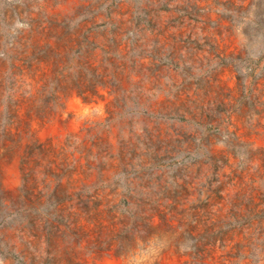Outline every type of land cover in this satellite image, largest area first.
I'll return each instance as SVG.
<instances>
[{
	"label": "rangeland",
	"instance_id": "1",
	"mask_svg": "<svg viewBox=\"0 0 264 264\" xmlns=\"http://www.w3.org/2000/svg\"><path fill=\"white\" fill-rule=\"evenodd\" d=\"M250 1L0 0V264H264Z\"/></svg>",
	"mask_w": 264,
	"mask_h": 264
},
{
	"label": "trees",
	"instance_id": "2",
	"mask_svg": "<svg viewBox=\"0 0 264 264\" xmlns=\"http://www.w3.org/2000/svg\"><path fill=\"white\" fill-rule=\"evenodd\" d=\"M260 3H261V0H252V2L250 1L249 5L259 7ZM257 16H260V17H257ZM254 17H255L254 20L258 18L257 19L258 21H260V22L262 21L261 20L262 17L257 11H255ZM254 20H253V22H254ZM244 36H246V37L249 36L246 31H244ZM253 217L257 220H264V207L259 209L257 212H255Z\"/></svg>",
	"mask_w": 264,
	"mask_h": 264
}]
</instances>
